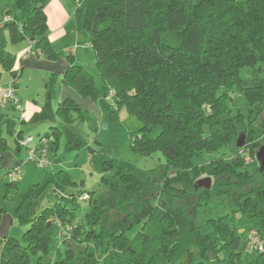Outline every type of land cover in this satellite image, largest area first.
I'll return each instance as SVG.
<instances>
[{"label":"trees","instance_id":"obj_1","mask_svg":"<svg viewBox=\"0 0 264 264\" xmlns=\"http://www.w3.org/2000/svg\"><path fill=\"white\" fill-rule=\"evenodd\" d=\"M15 3L23 21L4 23L12 39L30 37L41 54L55 57L46 33L45 1ZM74 22L77 31L89 34L99 74L115 92V102L145 124L132 151L146 155L161 151L166 163L155 170H139L117 160L103 163L101 180L112 192L113 210L90 203L85 222L71 229L72 241L86 246L78 264H244L239 247L247 231L255 230L264 241V200L258 197L264 193V173L248 175L243 158L249 155L255 161L250 125L263 111L264 81L242 90L252 107L247 118L232 114L228 92L240 69L264 63V0H83ZM68 59L62 84L94 100L93 78L71 56ZM13 62L0 49V66L17 80ZM71 109L81 112L69 100L58 112ZM64 119L69 120L68 113ZM152 126L160 127L155 139L147 136ZM49 136L57 141L56 133L45 138ZM241 136L245 145L230 160L218 157L208 171L192 164L202 151L236 148ZM6 149L0 135V170ZM207 177L220 195L242 200L240 217L226 214L199 221L201 211H209L202 203L211 189L198 185ZM54 178L55 189L63 190L69 183L65 172ZM31 198L26 197L16 211L19 223L29 229L22 242L9 236L0 239V264H30V253H48L55 218L72 224L74 210L67 206L77 205L78 197L61 198L63 203L33 218ZM110 212L122 217L129 229L139 226L133 238L127 237V229L110 233L100 225ZM2 216L0 211V222ZM66 253L67 259L59 258L55 264L70 263L73 256ZM252 256L245 264H264V251Z\"/></svg>","mask_w":264,"mask_h":264},{"label":"rangeland","instance_id":"obj_2","mask_svg":"<svg viewBox=\"0 0 264 264\" xmlns=\"http://www.w3.org/2000/svg\"><path fill=\"white\" fill-rule=\"evenodd\" d=\"M44 1L48 44L55 55L52 59L41 54L39 47L30 43V37L23 41L12 39L10 29L4 26V18L20 24L23 16L17 9L15 0H0V49L14 59L11 71L21 69V75L16 80L21 111H10L8 117L14 118L11 120V117L9 119L6 117L0 106V135L5 138L7 145L0 170V211L3 215L13 218L8 236L22 242L29 225L19 223L16 211L26 197L32 195L31 201L34 206L30 214L31 218L55 207L56 204L63 203L61 198L65 199L71 195L78 197L77 205L67 206L68 209L74 210L71 226L60 221L65 234L56 239L58 229L56 231L55 227L52 228L48 253L38 252L29 255L30 264H55L59 258L61 261L67 259L68 250L73 256L72 264H78L79 254L86 246L72 241L70 229L85 222L90 203L113 210L112 192L101 180L104 174L103 163L117 160L139 170H155L166 163L161 151L148 155L132 151L133 141L145 124L139 117L130 114L109 97L111 89L99 74L96 54L91 47L89 34L86 31H77L75 27L74 13L83 0ZM70 56L75 65L81 66L83 71L93 78L97 94L93 100L75 92L79 99L86 100L78 104L84 109L74 103L81 112L74 109L65 112L69 115L67 121L64 119L65 113L58 112L59 105L64 102L61 103L59 100L63 85L62 76L55 75L57 76L55 78L49 69H60L69 65ZM0 74V85L12 81L10 71L4 70L1 66ZM262 81H264V63L254 68L245 67L239 70L238 78L228 92L231 99L229 107L233 115H241L244 118L249 116L252 107L243 96L242 90L258 86ZM221 92L224 90H220L219 93ZM92 102L97 104L96 111L90 107ZM26 120L28 122L24 123ZM19 128L24 133V136L20 134V138L16 133ZM250 131L253 137L250 146L257 151L264 145V107L262 113L251 123ZM50 132L57 134V141L53 136L45 138ZM159 133L160 127L152 126L147 136L149 139H155ZM29 137L31 147H35L41 138L49 141L51 139L53 151L50 154L55 153L59 162L48 168L27 164L25 149L18 145L17 141ZM237 153L238 149L233 146L222 148L215 153L202 151L193 157L192 164L203 165L208 171L212 160L218 157L230 160ZM243 158L246 161L244 170L248 175H254L259 170L258 164L249 155H243ZM16 169L17 173L13 174V178H9L8 174ZM58 172H65L69 178V183L63 186V190L54 188L57 183L54 175ZM10 183H15L13 184L15 187H6ZM85 194L89 199L81 201L80 197ZM258 197L264 200V193ZM254 198L255 196L252 197ZM202 206L209 211H201L199 221L226 214L240 217L244 208L242 200L236 196L220 195L214 189L210 190ZM100 225L107 228L110 233H119L121 228L127 229L128 238H133L139 231V226L129 229V224L122 217L111 212L103 217ZM247 233L239 247V252L242 253L245 261L247 257L252 260L254 257L252 255H256L255 251L248 248ZM1 246L0 242V248Z\"/></svg>","mask_w":264,"mask_h":264},{"label":"built area","instance_id":"obj_3","mask_svg":"<svg viewBox=\"0 0 264 264\" xmlns=\"http://www.w3.org/2000/svg\"><path fill=\"white\" fill-rule=\"evenodd\" d=\"M8 22H11L10 19L4 18V23H8ZM16 83H17L16 80L12 79V81L6 87L0 85V103L8 104L15 111H20L21 110L20 102L16 96V89L14 88V85ZM109 97L115 100V93L111 90ZM20 141L18 140L17 142L18 145H20L25 149L27 164H31L39 168H48L53 165L50 154L52 149L49 140L45 138H41L39 140V143L35 147H31L30 137L28 139L20 140ZM239 153L241 154L242 152ZM17 171H18L17 169L13 170L12 173L8 174V177L13 178V174L17 173ZM88 199L89 197L87 194L80 197L81 201H87ZM53 225L56 228V231L58 229V233L56 234V239H59L61 235L65 234V232L62 230L60 220L58 218H55L53 220ZM247 243H248L247 244L248 248H250L251 250L255 251L258 254L264 251V241L260 237V235L257 234L255 230H251L247 233Z\"/></svg>","mask_w":264,"mask_h":264},{"label":"crops","instance_id":"obj_4","mask_svg":"<svg viewBox=\"0 0 264 264\" xmlns=\"http://www.w3.org/2000/svg\"><path fill=\"white\" fill-rule=\"evenodd\" d=\"M30 43H31V42H30ZM80 67H81V66H80ZM67 68H68V65H65L64 67H62V68H60V69H49V71H51V72H52L53 74H55V75L62 76L63 73H64V71H65ZM81 68H82V67H81ZM20 70H21V69H20ZM20 70L17 71V72H19V76L21 75ZM9 83H10V82L8 81L5 85H2V86L6 87ZM16 96H17V98L19 99L20 106H21V99H20L19 96H18V82L16 83ZM76 98H77V99H76ZM59 100H60L61 103H62L63 101H65V100H69V101L75 103L79 108H82V109H84V108L81 107V106H79L78 104H80V102H84V101H86V100H81V99H79L75 92H73L71 89H69L68 87H66V86H64V85H61V95H60V99H59ZM77 100H78L79 102H78ZM76 102H77V103H76ZM61 103H60V104H61ZM0 106H1V109H2L3 113H4V114L6 115V117L9 119V117H11V116L8 117V114H9L10 111H14V109L11 108L8 104H4V103H0ZM90 107L92 108V110H95V111L97 110V104H93V102H92V105H91ZM20 111H21V110H20ZM20 111H19V112H20ZM86 111H88V110H86ZM88 112H89V111H88ZM11 118H12L11 120H14L13 117H11ZM27 120H28V119H27ZM27 120H26L24 123L28 122ZM9 121H10V120H9ZM11 123L14 124L13 121H11ZM16 133L22 134V135L24 136L23 130L20 129V128L16 131ZM49 142L51 143V148H52L53 141L50 139ZM52 151H53V150H52ZM18 152H19V150H18ZM4 155H5V153H3V155H2V160H3ZM51 160H52V162H53V166L59 162V160L55 157V153H53V152H52V154H51ZM1 162H2V161H1ZM53 166H52V167H53Z\"/></svg>","mask_w":264,"mask_h":264},{"label":"water","instance_id":"obj_5","mask_svg":"<svg viewBox=\"0 0 264 264\" xmlns=\"http://www.w3.org/2000/svg\"><path fill=\"white\" fill-rule=\"evenodd\" d=\"M245 145L244 136L237 139L235 146L237 149L243 148ZM255 161L258 164L259 172L264 173V145L259 147L255 152ZM198 185L205 189L210 190L212 185V179L210 177L203 178L198 182ZM13 221V218L8 215H3L0 222V239L3 240L8 237L9 227ZM50 225V224H49Z\"/></svg>","mask_w":264,"mask_h":264}]
</instances>
